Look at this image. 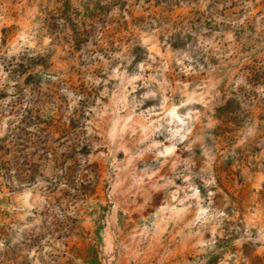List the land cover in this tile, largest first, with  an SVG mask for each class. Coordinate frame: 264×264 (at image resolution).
Returning <instances> with one entry per match:
<instances>
[{
    "label": "rangeland",
    "instance_id": "1",
    "mask_svg": "<svg viewBox=\"0 0 264 264\" xmlns=\"http://www.w3.org/2000/svg\"><path fill=\"white\" fill-rule=\"evenodd\" d=\"M18 126L71 172L0 175V264H264V0H0Z\"/></svg>",
    "mask_w": 264,
    "mask_h": 264
},
{
    "label": "trees",
    "instance_id": "2",
    "mask_svg": "<svg viewBox=\"0 0 264 264\" xmlns=\"http://www.w3.org/2000/svg\"><path fill=\"white\" fill-rule=\"evenodd\" d=\"M91 16H93V14ZM84 36L85 35L83 33L78 32L75 35L76 44H80L84 40ZM50 119L52 121V118ZM17 131L21 132L23 129H21L19 126L15 127L14 133L12 132L9 136L11 137L10 142H14V145L16 146L15 148L19 153L18 156H15L11 162L8 161L4 163L0 160V175L3 174L7 181L12 180L14 177L18 184L33 183L39 167L38 162L33 163L31 161L35 154L38 155L39 161L46 160L48 159V156H51L56 168L63 166L64 159L63 161H60L59 157L55 155L54 150H52L45 142L48 135H44V130L40 128L36 129V131L32 134L34 138L33 141H30V137L24 135L22 136L21 133H17ZM65 133L66 132H64V134ZM13 138L15 139L13 140ZM29 148H34V151L23 153L24 150ZM19 158H21V161ZM66 158L67 157H65V159ZM11 170H13V174H11ZM70 172L71 168H64L63 170L65 177H69L68 175Z\"/></svg>",
    "mask_w": 264,
    "mask_h": 264
},
{
    "label": "bare ground",
    "instance_id": "3",
    "mask_svg": "<svg viewBox=\"0 0 264 264\" xmlns=\"http://www.w3.org/2000/svg\"><path fill=\"white\" fill-rule=\"evenodd\" d=\"M173 112H174V111L172 110L171 113L173 114ZM171 150H172V146H171V145H168V146H166V147L164 148L163 151H164V153H169Z\"/></svg>",
    "mask_w": 264,
    "mask_h": 264
}]
</instances>
